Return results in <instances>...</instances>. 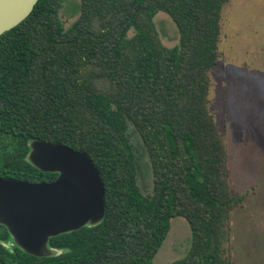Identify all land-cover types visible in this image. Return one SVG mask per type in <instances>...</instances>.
I'll return each mask as SVG.
<instances>
[{"label": "trees", "instance_id": "16d2710c", "mask_svg": "<svg viewBox=\"0 0 264 264\" xmlns=\"http://www.w3.org/2000/svg\"><path fill=\"white\" fill-rule=\"evenodd\" d=\"M65 0H38L0 35V176L52 181L28 160L33 139L87 152L106 190L96 225L51 237V256L17 246L0 224V264H155L176 216L187 219V255L167 264H237L225 132L210 109L230 0H80L68 27ZM166 12L179 41L166 46L154 17ZM78 12V11H77ZM138 134L153 172L138 184Z\"/></svg>", "mask_w": 264, "mask_h": 264}, {"label": "rangeland", "instance_id": "374dc122", "mask_svg": "<svg viewBox=\"0 0 264 264\" xmlns=\"http://www.w3.org/2000/svg\"><path fill=\"white\" fill-rule=\"evenodd\" d=\"M79 13L80 0H65L60 10L67 27ZM154 21L163 43L176 45L179 30L173 19L158 11ZM220 51L211 72L210 109L225 132L232 190L243 197L231 212L232 255L237 264H264V0H230L222 14ZM132 140L142 154L138 184L144 194L152 193L150 159L139 135L132 134ZM191 243L187 219L171 218L153 263L185 257Z\"/></svg>", "mask_w": 264, "mask_h": 264}, {"label": "water", "instance_id": "95a60500", "mask_svg": "<svg viewBox=\"0 0 264 264\" xmlns=\"http://www.w3.org/2000/svg\"><path fill=\"white\" fill-rule=\"evenodd\" d=\"M38 0H0V35L20 24ZM28 160L52 181L0 176V224L26 253L46 257L56 250L51 237L100 223L106 190L99 169L83 150L42 139L29 143Z\"/></svg>", "mask_w": 264, "mask_h": 264}]
</instances>
